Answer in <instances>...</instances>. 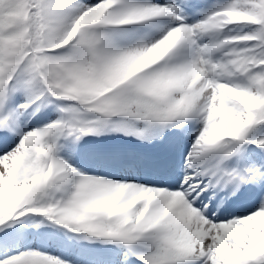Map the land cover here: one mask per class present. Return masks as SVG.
<instances>
[{
  "label": "snow or ice",
  "instance_id": "snow-or-ice-1",
  "mask_svg": "<svg viewBox=\"0 0 264 264\" xmlns=\"http://www.w3.org/2000/svg\"><path fill=\"white\" fill-rule=\"evenodd\" d=\"M0 264H264V0H0Z\"/></svg>",
  "mask_w": 264,
  "mask_h": 264
}]
</instances>
